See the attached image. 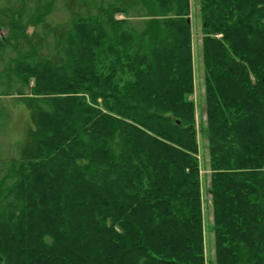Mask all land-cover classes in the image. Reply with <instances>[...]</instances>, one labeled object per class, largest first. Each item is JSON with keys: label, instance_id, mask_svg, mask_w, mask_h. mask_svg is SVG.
Masks as SVG:
<instances>
[{"label": "trees", "instance_id": "obj_1", "mask_svg": "<svg viewBox=\"0 0 264 264\" xmlns=\"http://www.w3.org/2000/svg\"><path fill=\"white\" fill-rule=\"evenodd\" d=\"M16 1L0 12V264H207L200 139L213 264H264V0H198L200 130L189 0Z\"/></svg>", "mask_w": 264, "mask_h": 264}, {"label": "rangeland", "instance_id": "obj_2", "mask_svg": "<svg viewBox=\"0 0 264 264\" xmlns=\"http://www.w3.org/2000/svg\"><path fill=\"white\" fill-rule=\"evenodd\" d=\"M16 0H0V12L5 11L12 4L16 3ZM190 12L189 20L191 21V34H192V45H193V83L194 93L188 100L194 103L195 111V128L200 130L201 125L203 126L206 122L205 118V104H204V83H203V65H202V53H201V25L199 20V8L198 0H189ZM118 19L122 18L117 16ZM5 31L0 29V36H3ZM18 121V120H17ZM15 122V128L9 129L11 134L9 135L6 144H8V154L10 157L15 156L13 143L21 141L23 139V131L21 128V122ZM1 141V140H0ZM2 143V142H1ZM11 146V147H10ZM199 157L201 164V187H202V213L205 231V245L204 255L207 264H213L214 262V240L211 225L213 222L212 207H211V196L209 193L210 187V176L208 167V151L205 140L199 142Z\"/></svg>", "mask_w": 264, "mask_h": 264}]
</instances>
